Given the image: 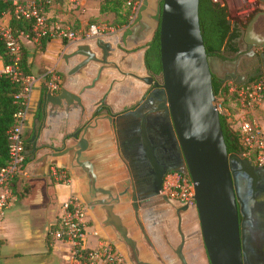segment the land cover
<instances>
[{
	"label": "water",
	"instance_id": "95a60500",
	"mask_svg": "<svg viewBox=\"0 0 264 264\" xmlns=\"http://www.w3.org/2000/svg\"><path fill=\"white\" fill-rule=\"evenodd\" d=\"M197 5L198 0H140L133 17L113 36V43L118 53L129 52L148 40L157 29V75L164 93L162 100L192 185V206L206 261L208 264H242V235L231 166L244 172L251 179L252 186L257 180V167L242 156L240 149L236 153H227L210 79L214 76L223 82L242 84L236 76L244 78L251 61H256L253 48H264V9L253 13L244 26L238 25L242 41L238 51L244 53L229 60L205 53ZM227 21L233 25L232 21ZM102 41L95 38L73 44L74 48L64 55L69 66L68 74L56 93L45 90L41 95L36 112L38 126L33 128L29 140L31 151L51 149L45 154L51 157L68 155L69 160L79 167L86 163L90 175L92 163L81 158L89 150L94 152L92 155L95 154L92 159L97 157L96 145L100 137L94 132L98 131L99 125H109L112 131H116L114 118L117 111L108 102L113 83H106L108 76H101L104 58L107 57L104 54L101 57ZM90 47L92 50L99 49L96 52L98 57ZM120 55L117 63L108 65L119 77V80H113L114 83L128 75L147 84V80L138 77L137 73H124L120 69L118 61L122 66L125 64L123 54ZM138 65L145 70L141 60ZM51 118L56 120L54 126L62 128V131L65 128L72 131L59 132L55 138L56 145L41 137L46 122ZM146 156L157 169L151 153L147 152ZM162 174L163 171L155 172V194L160 190ZM98 195H105L106 199L97 198ZM86 196L93 198L91 201L98 209L104 210L103 224L120 233L129 247V252L125 253L118 244L112 243L126 264H162L161 260L151 255L143 260L137 258L135 243L125 236L120 217L113 210L120 203L117 196H111L101 184L95 186L93 180L89 183ZM181 264H186L185 260L182 259Z\"/></svg>",
	"mask_w": 264,
	"mask_h": 264
},
{
	"label": "crops",
	"instance_id": "0c3cea01",
	"mask_svg": "<svg viewBox=\"0 0 264 264\" xmlns=\"http://www.w3.org/2000/svg\"><path fill=\"white\" fill-rule=\"evenodd\" d=\"M224 2L230 14L231 1L224 0ZM98 5L99 0H77V2L53 0L46 8V15L50 22H59L73 28H83L89 23L123 27L112 23L113 15L111 13H100ZM76 43L78 42L67 43L58 39L43 40L38 44L28 41L21 43L28 59L30 73L38 75L40 78L30 92L27 115L22 128L25 160L22 174L14 178L11 184L15 201L12 207L0 217V247L5 255L4 259L8 257L13 262L11 264H72L69 259V244L55 240L49 235V231L59 226L60 216L63 212L62 204L69 196L77 197L85 207L83 216L86 230L84 246L92 248L96 246L99 239L114 243L109 240L110 238L106 234L109 228L113 229V227L103 224L105 221L104 210L96 207L97 205L91 201L93 198H87L86 191L92 180L95 186L101 184V187L108 189L110 195L115 197L125 187L130 188L131 176L128 164L130 162L122 155L124 161L128 162L125 163L118 155V136L120 134L127 135L126 130L138 118L137 106L141 100L140 93H142L140 84L128 75L114 83L113 80H119V77L116 76L113 69L107 70L105 75L112 77V80L109 79L106 83H113V91L108 102L111 103L112 109L117 111V116L114 118L116 119V131H112L109 125L103 127L99 125L101 129L98 128V131L94 132L95 136L100 137L96 145L97 157L92 159L95 154L92 155L94 152L89 150L83 153L81 158V160L87 159L92 163L90 165L91 175L87 172L89 168L86 163L83 164V167H79L69 160L68 155L51 157L45 154L50 153L51 149L31 151L29 144L32 130L38 126L36 121L37 104L45 92L48 72L51 70L58 76L60 87L69 71L64 55L69 53V49H73V44ZM126 55L128 56L123 57L124 66L119 64L120 69L124 70V73H141L136 72V64L139 63L137 58L131 53ZM230 106L231 104L228 105V110L224 109L226 114L227 111L232 110ZM248 112L254 117V122H257L264 131V98L258 106ZM55 121L54 118H51L49 122H46L41 137L46 141H53L56 145L55 138L59 136V132L72 131L66 128L62 131V128L54 126ZM123 137L125 136L123 135ZM51 164L66 170L69 178L68 183H56L52 180L48 173V167ZM100 170L101 173H99ZM92 174L94 175L92 176ZM97 198L106 199L105 195H101V197L98 195ZM92 205L93 208H91ZM128 205L129 202L122 199L113 209L119 215L124 227L129 220L125 212ZM94 232L97 234L95 235ZM122 251L124 252L123 249ZM184 260L186 264H198L190 262L187 258Z\"/></svg>",
	"mask_w": 264,
	"mask_h": 264
},
{
	"label": "flooded vegetation",
	"instance_id": "af4514ba",
	"mask_svg": "<svg viewBox=\"0 0 264 264\" xmlns=\"http://www.w3.org/2000/svg\"><path fill=\"white\" fill-rule=\"evenodd\" d=\"M230 24L234 36L229 37L232 49L226 45L218 52L213 53L223 59H234L241 55L238 51L242 47L238 25L244 23L242 20H232ZM120 29L107 33L101 38L103 41L102 55H107L105 65H102L101 76L112 69L108 65L117 63L118 58L127 57L131 53L138 61H142L143 68L136 64L138 77L147 80V84L136 80L141 88L140 101L137 106V120L131 123L126 130L128 134L118 136V155H124L130 163L129 171L131 181L130 188L122 189L117 198L126 200L129 205L125 209L128 215V222L125 228V236L135 243L137 258L143 260L150 254L162 261V264H181V260L187 258L190 262L208 264L198 233V223L195 209L192 204L171 198L163 193L165 178L169 175L177 177L185 172L184 163L177 144L167 108L164 105L162 96L163 90L160 87L158 73L147 67L145 54L152 36L140 46H135L129 52L118 53L115 50L113 36ZM95 39V38H93ZM88 39L81 42H88ZM92 50V48L90 47ZM259 50V51H258ZM96 57L99 49L92 50ZM124 51V50H123ZM97 52V53H96ZM106 53V54H105ZM256 61H251L250 68L245 70L242 83L250 81L260 72L263 66L264 50L253 48ZM120 56V57H119ZM123 59V58H122ZM102 60V58H101ZM119 66V61H118ZM104 71V72H103ZM148 77L151 79L148 80ZM112 80L108 77L105 82ZM124 131V130H123ZM125 132V131H124ZM123 135L125 137H123ZM151 153L157 169L151 165L146 153ZM234 163V161H231ZM163 171L161 186L158 194L155 189V172ZM232 179L237 198L238 221L242 235V257L243 264H264V170L257 168V180L254 186L251 179L236 166H231ZM132 197L134 198L132 200ZM110 241L120 245L125 253L129 247L124 243L120 233L111 227L106 233ZM112 244V243H111ZM188 244V245H187Z\"/></svg>",
	"mask_w": 264,
	"mask_h": 264
},
{
	"label": "built area",
	"instance_id": "2783aa9c",
	"mask_svg": "<svg viewBox=\"0 0 264 264\" xmlns=\"http://www.w3.org/2000/svg\"><path fill=\"white\" fill-rule=\"evenodd\" d=\"M2 1L9 2L10 13L0 12V44L7 57L6 63L0 57V76H6L12 81H20L21 88L14 95V99L18 101V109L14 114L12 125L7 130V162L0 168V217L12 207L15 201L11 184L14 178L22 174L25 160L22 128L27 115L30 92L40 78L35 74L21 75L19 69L21 40L33 44L50 39L75 43L102 37L120 29L111 24L89 23L83 28H73L59 22H50L46 15V8L53 0ZM72 1L77 2V0ZM120 1L129 9L130 20L140 0ZM211 1L216 2V0ZM252 13L253 9H250L240 20L245 22ZM9 17L29 21L30 31L28 33L19 31L15 34L8 24ZM58 89V76L50 70L45 90L53 93ZM227 95H231L242 109L246 111L254 109L264 96V74L248 83L227 82ZM237 132L242 156L249 162L252 159L254 166L264 170V131L255 122L242 120L238 125ZM48 173L56 183H68L69 181L66 170L54 164L49 165ZM162 191L171 198L188 204L193 203L192 185L185 174L174 176L173 182L168 187L164 184ZM62 208L59 226L49 231V235L55 240L69 244V259L72 264H126L123 257L107 240L99 239L96 246L92 248L84 246L86 230L83 216L85 207L77 197L69 196L63 202ZM94 234L96 235L95 232Z\"/></svg>",
	"mask_w": 264,
	"mask_h": 264
},
{
	"label": "trees",
	"instance_id": "16d2710c",
	"mask_svg": "<svg viewBox=\"0 0 264 264\" xmlns=\"http://www.w3.org/2000/svg\"><path fill=\"white\" fill-rule=\"evenodd\" d=\"M98 11L100 13H111L113 15V24L125 26L129 22V9L125 7L120 0H99ZM0 12L10 13V4L8 1L0 0ZM251 16L247 18L242 26L246 24ZM197 18L200 36L206 54L212 55L218 52L224 45H226L228 49L233 48L229 37L234 36L235 33L232 32L229 34L232 29L230 23L227 21L229 19V13L223 0L216 2L211 0H198ZM8 24L15 34L19 31L24 33L30 31L29 21H21L9 17ZM42 41L43 40L40 42ZM0 57L4 63L7 62V57L1 44ZM145 61L147 67L152 71H159L157 31L149 43L148 50L145 54ZM19 69L21 75L31 74L28 59L22 46ZM260 75L261 74H256L248 82L253 81ZM210 81L213 95L216 98L227 95V82L220 81L214 76H211ZM20 88V81H12L6 76H0V168L5 166L7 162V130L12 125L14 114L18 109V101L14 99V95L18 93ZM218 116L227 153H236L238 149L241 151L238 132L229 128L227 121L228 115L219 111ZM185 175H187L186 171Z\"/></svg>",
	"mask_w": 264,
	"mask_h": 264
},
{
	"label": "rangeland",
	"instance_id": "374dc122",
	"mask_svg": "<svg viewBox=\"0 0 264 264\" xmlns=\"http://www.w3.org/2000/svg\"><path fill=\"white\" fill-rule=\"evenodd\" d=\"M216 1H219V0H216ZM230 1H231V8H230V14H229V19H228L230 22L232 20H235V19H238V20L243 19L244 14H246L250 9H253V13H255L256 11H260V10L264 9V0H230ZM223 2H224V0H223ZM24 42H25V40H21V43H24ZM263 50H264V48H263ZM258 74H264V58H263V66L260 69V72ZM263 98H264V96H263ZM216 100L218 103V105H217L218 111H222L224 113H225L224 109H227L228 105L231 104L230 107H232V110L234 112H231L232 110H230V109H229L230 111H227V115H228L227 121H228L229 128L231 130L237 131L238 125L242 120L254 122V117L252 116V114L250 112L242 109L238 105V103L235 101V99L233 97H231V95H222L220 97H217ZM228 112H229V114H228ZM236 114H238V115H236ZM255 123L257 124V122H255ZM257 125L261 128V130H263V128L259 124H257ZM250 163L253 165L252 159H251ZM182 174H185V172L183 171ZM173 180H174V176L169 175V177L165 178V181H164L165 186L168 187L169 184L171 182H173ZM4 257H5V255L3 254L2 247H0V264H11V263H13L10 261V259L8 257H6L5 259H4ZM241 257H242V253H241ZM242 264H243V257H242Z\"/></svg>",
	"mask_w": 264,
	"mask_h": 264
}]
</instances>
